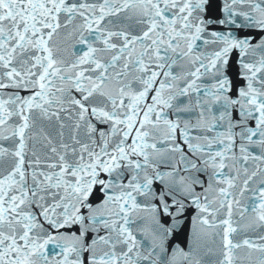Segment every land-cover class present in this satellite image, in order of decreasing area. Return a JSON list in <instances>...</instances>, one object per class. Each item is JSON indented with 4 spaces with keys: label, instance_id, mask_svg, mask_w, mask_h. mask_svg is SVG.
<instances>
[{
    "label": "snow or ice",
    "instance_id": "snow-or-ice-1",
    "mask_svg": "<svg viewBox=\"0 0 264 264\" xmlns=\"http://www.w3.org/2000/svg\"><path fill=\"white\" fill-rule=\"evenodd\" d=\"M0 264H264V0H0Z\"/></svg>",
    "mask_w": 264,
    "mask_h": 264
}]
</instances>
